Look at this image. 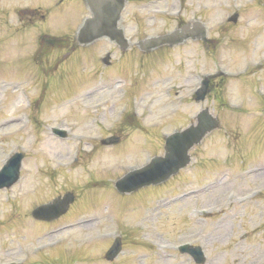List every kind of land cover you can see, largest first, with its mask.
Returning <instances> with one entry per match:
<instances>
[{
	"label": "rangeland",
	"instance_id": "1",
	"mask_svg": "<svg viewBox=\"0 0 264 264\" xmlns=\"http://www.w3.org/2000/svg\"><path fill=\"white\" fill-rule=\"evenodd\" d=\"M197 1L200 4L195 7ZM48 2L0 0V165L9 152L17 149L25 152L21 166L24 177L0 189V261L27 258L23 264H41L42 260L54 263L52 255H58L59 262L54 264H69L76 252L78 255L74 257L80 259L73 264H138L136 254L143 256L145 263L142 264H196L187 254L173 252L177 243L194 241L202 246L206 256L201 264H264V193L260 196L255 193L264 188V108L258 112L261 117L255 112L219 109L214 96L217 89L201 102L173 94L168 99L164 92L168 85L172 84L174 92L183 84L186 88L183 92L187 94L199 73L212 71L217 65L243 69L246 61L264 59V0H185L181 16L186 18L197 12L207 23L208 36L215 44L211 55L210 49L208 53L204 51L206 45L202 42L188 40L169 50L154 52L149 57L153 64L145 69V64L134 63L138 55L134 46L127 48L131 51L128 56L118 54L119 49L102 38L87 46L69 43L71 47L46 53L40 62L43 70L38 71L34 56H38L40 32L52 30L48 33L72 36L71 28L83 12L79 11L78 0H63L60 6L50 10L46 8ZM165 3L174 5L173 0L158 4ZM145 6L151 5L145 3ZM24 7L27 9L23 10ZM233 10H238L237 21H223ZM137 14L145 19H139L143 26L140 29L146 28L149 32L168 30L173 25L172 18L164 17L155 19L150 26L149 11L138 2H129L122 21L128 34L137 29L133 19ZM110 50H114L113 64L100 70V66H105L100 57ZM102 73L108 79L103 75L97 78ZM114 77L124 82L123 87L129 88L130 94L137 95L129 105L137 111L141 125L118 128L117 122L114 126L127 104L125 91L121 84L114 82ZM94 78L97 83L87 90L90 91L87 97L82 96V89L90 87ZM236 82L227 80L224 94L219 91L223 98L231 104L243 102L248 107L247 100L252 96L264 106L261 94L264 70L258 73L256 70ZM149 85L150 92L145 91ZM28 99L31 106H27ZM203 106L220 115L221 127L192 149L189 166L163 185L133 195L116 194L108 177L114 179L121 168L144 161L150 148L154 153H162L160 133L185 126ZM256 106L252 102L248 108L253 110ZM49 125L69 126L72 132L60 139L50 132ZM115 129L123 137L115 147L100 145L91 151L81 149L73 165L55 164L68 150L69 157L72 156L78 139ZM78 132L84 133L83 136ZM142 146L146 150L143 154ZM226 152L234 159L230 165L227 161L228 164L213 161L222 160ZM242 163L248 166L243 167ZM84 173L92 180L103 178L106 185L98 184L100 181L85 185ZM73 183L79 184L72 187L80 193L76 194L68 214L49 222L31 217L32 206ZM93 185L96 186L87 188ZM109 205L111 208L105 211L103 208ZM110 211L113 220L105 215ZM91 215L96 219L76 228L69 225L51 231L49 242L61 240L56 248L44 247L40 254L34 248V242L44 243L42 235L47 229L70 218ZM127 222H131L128 228ZM110 223V226L137 229V232L122 233L125 254L108 263L102 256L107 242L99 251L102 240L86 245L74 238L86 237Z\"/></svg>",
	"mask_w": 264,
	"mask_h": 264
},
{
	"label": "water",
	"instance_id": "2",
	"mask_svg": "<svg viewBox=\"0 0 264 264\" xmlns=\"http://www.w3.org/2000/svg\"><path fill=\"white\" fill-rule=\"evenodd\" d=\"M202 93H203V90H202ZM203 115H204L203 112L199 114L198 116L199 124L196 127H189L186 130L179 132L176 135H173L168 140V143H166L165 145L166 150H167V156L174 155L178 152L182 153L184 150L187 149V147L189 146L190 143H192V141H194L195 139H198L197 137L202 136L203 132L212 126V125H208L207 122L203 121ZM195 134L197 137H195ZM176 160H177V157H172V156L167 157L161 161L159 160L158 162H160L161 164L159 168L161 169L162 176L154 177L152 176L154 175V173H152L151 175V171L148 176H151L154 180H159L163 177H166L169 173H171L176 168V166H174L176 163Z\"/></svg>",
	"mask_w": 264,
	"mask_h": 264
},
{
	"label": "bare ground",
	"instance_id": "3",
	"mask_svg": "<svg viewBox=\"0 0 264 264\" xmlns=\"http://www.w3.org/2000/svg\"><path fill=\"white\" fill-rule=\"evenodd\" d=\"M82 95H84V96L87 95V92L86 93H83Z\"/></svg>",
	"mask_w": 264,
	"mask_h": 264
}]
</instances>
